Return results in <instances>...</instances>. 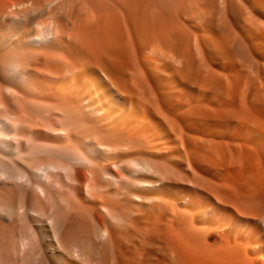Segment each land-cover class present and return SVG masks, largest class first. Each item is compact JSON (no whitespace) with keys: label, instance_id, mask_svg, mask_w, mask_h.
Wrapping results in <instances>:
<instances>
[{"label":"bare ground","instance_id":"1","mask_svg":"<svg viewBox=\"0 0 264 264\" xmlns=\"http://www.w3.org/2000/svg\"><path fill=\"white\" fill-rule=\"evenodd\" d=\"M0 264H264V0H0Z\"/></svg>","mask_w":264,"mask_h":264},{"label":"rangeland","instance_id":"2","mask_svg":"<svg viewBox=\"0 0 264 264\" xmlns=\"http://www.w3.org/2000/svg\"><path fill=\"white\" fill-rule=\"evenodd\" d=\"M210 16H211V14H210V13H207V14H206V19H209Z\"/></svg>","mask_w":264,"mask_h":264}]
</instances>
